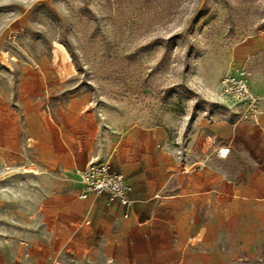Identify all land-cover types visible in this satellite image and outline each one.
<instances>
[{
    "label": "rangeland",
    "instance_id": "374dc122",
    "mask_svg": "<svg viewBox=\"0 0 264 264\" xmlns=\"http://www.w3.org/2000/svg\"><path fill=\"white\" fill-rule=\"evenodd\" d=\"M258 36L264 0H0V264H35L22 247L38 227L12 215L23 189L36 192L27 172L94 149L108 117L169 126L179 175L168 192L190 193L157 212L188 230L189 264H264V124L240 122L220 89L239 66L264 77V50L234 58ZM213 139L207 167L219 178L183 179ZM61 176L65 193L77 190V171Z\"/></svg>",
    "mask_w": 264,
    "mask_h": 264
},
{
    "label": "crops",
    "instance_id": "0c3cea01",
    "mask_svg": "<svg viewBox=\"0 0 264 264\" xmlns=\"http://www.w3.org/2000/svg\"><path fill=\"white\" fill-rule=\"evenodd\" d=\"M263 50L264 36L251 37L237 45L234 58L237 64H243ZM250 85L263 98L255 124H264V77L251 75ZM110 120L105 118L102 126L95 127L93 139L98 143L94 149L70 150L68 164L63 166L57 159L52 165L41 167L38 174L27 172L37 178L36 192L27 194L23 189L21 202L17 203L20 212L12 215L15 218L20 214L23 221L38 227L39 238L23 242L27 247L22 250L30 256L29 263L43 260L63 264L60 254L69 253L71 264H189L185 256L188 230L178 228L168 214L157 212L159 204L190 193L182 183L177 186L178 193L168 192L179 175L174 154L166 146L171 136L169 126L143 125L125 119L116 126ZM216 144L213 139L199 147L202 159L192 171L181 172L183 179L188 181V177L184 178L187 173L202 177L212 174L207 180L213 182L219 178L214 169L207 167L215 165L208 159L215 157L219 148ZM95 160L109 163L114 171L126 176L128 196L133 201L130 209L118 200L109 203L107 194L79 197L80 172ZM63 171H77L76 191H63Z\"/></svg>",
    "mask_w": 264,
    "mask_h": 264
},
{
    "label": "built area",
    "instance_id": "2783aa9c",
    "mask_svg": "<svg viewBox=\"0 0 264 264\" xmlns=\"http://www.w3.org/2000/svg\"><path fill=\"white\" fill-rule=\"evenodd\" d=\"M251 73L245 66L229 70L220 79L222 94L234 99L240 109L239 121L243 123H258L260 96L250 85ZM221 154V150L219 151ZM82 189L80 198H87L89 194H107L109 203L120 201L127 210L133 205L128 196V181L122 172H116L109 163L91 161L80 172ZM128 213L125 214V217Z\"/></svg>",
    "mask_w": 264,
    "mask_h": 264
},
{
    "label": "bare ground",
    "instance_id": "6f19581e",
    "mask_svg": "<svg viewBox=\"0 0 264 264\" xmlns=\"http://www.w3.org/2000/svg\"><path fill=\"white\" fill-rule=\"evenodd\" d=\"M222 150V152L223 153H226L227 152V149L226 148H223V149H221ZM229 152V151H228ZM228 152L226 153V154H223V153H221V154H223L224 156H227L228 155Z\"/></svg>",
    "mask_w": 264,
    "mask_h": 264
}]
</instances>
